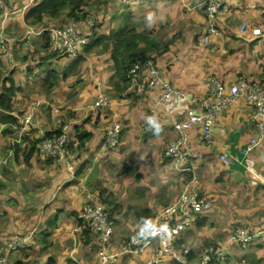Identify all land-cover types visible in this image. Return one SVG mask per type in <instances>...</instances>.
Wrapping results in <instances>:
<instances>
[{
	"label": "crops",
	"instance_id": "crops-1",
	"mask_svg": "<svg viewBox=\"0 0 264 264\" xmlns=\"http://www.w3.org/2000/svg\"><path fill=\"white\" fill-rule=\"evenodd\" d=\"M23 1L4 0L0 5V23L14 44L15 57L9 67L0 56V94H11L10 109L0 106V154L6 156L0 165V253L14 234L35 229L30 246L9 254L10 264H146L156 254L159 239L134 253L127 249V236L172 202L192 174L163 154L178 136L174 123L188 109L199 110L198 100L213 99V80L224 85L225 93L240 78L264 84V0H224L229 11L216 19V34L208 33L204 0H145L130 9L121 4V12L115 13L120 27L99 29L93 37L90 33L82 54L67 58L69 62L44 47L49 37L45 29L63 26L76 9L68 3L56 15L27 24L26 11L18 8ZM242 22L247 24L243 31ZM128 23L136 34L132 52L147 47L146 57L162 80L183 96L160 98L161 84L139 91L150 76L147 69L136 84L125 87L110 56L111 42L91 43ZM75 26L82 29V24ZM255 28L261 35L253 33ZM27 30L32 31L28 44ZM26 57L37 59L32 73L27 70L31 58ZM103 91L110 106L92 109L97 92ZM29 112L32 124L21 128L19 121ZM63 119L71 123L67 133L74 151L69 163L43 156L37 148L42 135L60 131ZM113 121L122 124L120 148L97 156ZM197 132V125L187 129L188 163L213 207L172 237L174 248L185 253L187 264H200L205 246L229 244L230 255L212 264H264V235L246 248L231 239L236 229L264 228V138L261 146L245 152L258 135L251 106L239 97L221 110L213 124L212 145L199 142ZM223 151L231 157L228 166L219 159ZM88 192L114 212L107 241L77 218ZM102 249L115 259L102 261ZM155 264L179 263L165 253Z\"/></svg>",
	"mask_w": 264,
	"mask_h": 264
},
{
	"label": "built area",
	"instance_id": "built-area-1",
	"mask_svg": "<svg viewBox=\"0 0 264 264\" xmlns=\"http://www.w3.org/2000/svg\"><path fill=\"white\" fill-rule=\"evenodd\" d=\"M4 0H0V5ZM39 0H24L18 8L27 11L29 7ZM124 7H138L144 4L145 0H120ZM202 7L209 18V34L218 33L220 26L216 19L227 15L229 11L228 4L224 0H204ZM93 25L92 18H86L87 29ZM247 28V24L242 22L240 29L243 31ZM29 30V28H28ZM26 33V41H30L32 31ZM48 37V50L50 53L59 56H65L69 60H74L80 56L84 45L88 42L89 36L82 33L74 23L67 22L58 28H46ZM255 35H261L260 29H253ZM207 36L203 37L206 41ZM14 44L6 36L5 29L0 23V56H2L8 64L14 61ZM149 71V78L145 83L139 86V91L146 88H152L161 84L164 92L160 98H167L175 93L183 96V92L174 89L168 82L162 80L158 70L150 58L137 59L134 61L127 73V77L131 84H136L139 75L145 71ZM213 99L198 100L200 109H188L186 114L174 123V129L177 131V138L166 145L164 154L173 161L174 165L179 169H188L192 171L190 178L181 186L178 196L170 203L165 205L155 217L143 227L134 229L128 238V251L137 253L149 246L153 239H159V247L154 256L150 257L146 264H155L159 258L168 253L179 264H187V257L183 251L178 252L173 244L172 237L179 232L191 227L196 219L210 211L213 207V200L204 195L200 188L199 177L194 172L192 166L188 163L187 151V129L191 125L198 126L196 138L199 142L207 145L214 143L213 124L216 115L223 109L231 105L237 98L242 97L245 102L251 106L252 119L257 129V137L251 145L245 150L247 152L254 146H261L264 138V84L250 83L245 78L238 79L235 83L228 87L225 93V87L219 81H212L211 88ZM111 102L102 92H98L95 99L91 103L94 110L106 109ZM153 108L150 109L152 114ZM149 126H154L152 117H148ZM21 128L27 124H32L31 112L27 113L20 121ZM68 125L63 124L58 133L52 135H42L37 142L39 152L46 157L55 158L57 160L69 163L71 156L70 150L67 148L68 141ZM121 123L113 121L104 133L103 142L97 156L102 155L106 149L116 147L120 141ZM244 152V153H245ZM4 155L0 154V165L5 162ZM219 159L223 166H228L231 162L230 155L223 151L219 153ZM79 217L83 223L94 233L98 234L103 241H107L113 233L114 221L105 205L98 201L93 192L86 195V203L79 213ZM35 229H28L22 233H16L9 239L0 253V264H8V256L10 253L19 248L30 246L33 241ZM264 235V228L257 229L253 232H247L243 229H236L231 235L232 241L239 244L240 247L246 248L256 237ZM232 251L231 245L208 246L204 249L200 264H212L223 261L230 255ZM115 254H106L104 249L101 251V259L104 262L113 261Z\"/></svg>",
	"mask_w": 264,
	"mask_h": 264
},
{
	"label": "trees",
	"instance_id": "trees-1",
	"mask_svg": "<svg viewBox=\"0 0 264 264\" xmlns=\"http://www.w3.org/2000/svg\"><path fill=\"white\" fill-rule=\"evenodd\" d=\"M83 2L84 0H39L31 7H29L28 10L25 12L24 20L27 24L36 23L41 21L43 15H56L59 9L68 3L71 4L72 9H77L78 6ZM131 30V28L130 31L122 29V31L120 30L116 34H112L110 32L107 36L97 37L91 42L95 44L98 42H102L103 39H108L111 42L110 56L115 64L116 74L124 83L127 82V80L129 79L127 77V73L131 64L138 58L143 59V57L147 56V47L138 49L140 52H132L133 48H136V44L134 43L136 39V34L129 33L131 32ZM104 46H107V44H105ZM44 47L48 48V39L44 43ZM78 57H76V59ZM10 95L11 94H0V106L6 110L10 109ZM80 134L82 136L85 133L80 132ZM77 218L79 219V221H81V223H83L80 217ZM17 264H21V262H17Z\"/></svg>",
	"mask_w": 264,
	"mask_h": 264
},
{
	"label": "rangeland",
	"instance_id": "rangeland-1",
	"mask_svg": "<svg viewBox=\"0 0 264 264\" xmlns=\"http://www.w3.org/2000/svg\"><path fill=\"white\" fill-rule=\"evenodd\" d=\"M123 8H125V7H123ZM126 8L127 9H130V7H128V6ZM121 9L122 8H121V2H120V0H84V2L81 3L78 6V8L74 11L75 16L73 18L72 17H67L64 20V23H66V22H72L74 24H78L79 26H81V24H82V26H81L82 29H80V30L82 31V33H85V34H87V36H89V39H88V42H89L90 39H91V36L93 37L96 34V31H98L99 29L101 30L103 28H108V29H111L113 31L115 28L120 27V26H117L116 27V22H115L116 15H115V13L121 12ZM87 17L92 18V21H93V25L91 27H89V29H87V26H86V18ZM49 22H50V20L47 21V24H49ZM125 30H129L130 31V25H129V23L127 25H125ZM90 33H93V34L90 36ZM129 33H131V32H129ZM46 51H48V50L46 49ZM28 53L34 54L33 51L28 52ZM28 55H26V56H28ZM54 57L60 58V57H65V56L64 55L63 56L54 55ZM27 58H31V59H29L30 62H29V65L27 66V70H30L31 69L30 72L32 73L34 71V67L33 66H35V64H33V63H34V61H37V59H34L33 57H26V60H27ZM144 58H147V57H143V59ZM63 59H64L63 60L64 62H69L66 57L63 58ZM138 59H141V58H138ZM14 60H15V57H14ZM14 63H15V61H13L12 63H10L9 64V67H13ZM22 70H25V66L23 67ZM59 81L60 82H63L61 80H59ZM58 84H59V82H58ZM124 85H125V87L126 86L129 87L130 80L128 79L127 82L124 83ZM97 86L99 87V85H97ZM74 89L75 88H73L72 91H74ZM102 93H104L107 96V98H108V95L104 91ZM97 94H98V92H97ZM63 124H67L68 127L71 126V123H69V121H66L65 119H63L62 120V123L60 125V129L63 126ZM68 142L69 143L67 144L68 145L67 148L70 151H74V149H73V147H74L73 146V140L71 138H68ZM119 148H120V145H117L116 147H112V149H118V150H119ZM163 154H164V151H163ZM105 205H107V204H105ZM108 210L110 211V209H108ZM111 216L114 217V212H113V214H111ZM127 237L129 238V235ZM208 246H211V245L205 246L204 249L206 247H208ZM212 246H216V245H212ZM218 246H222V245H218ZM20 249L21 250H24V247L23 248L16 249V250H20ZM204 249L201 252L200 261H201V257H202V253H203ZM187 262H188V260H187ZM8 264H10V261L9 260H8Z\"/></svg>",
	"mask_w": 264,
	"mask_h": 264
}]
</instances>
